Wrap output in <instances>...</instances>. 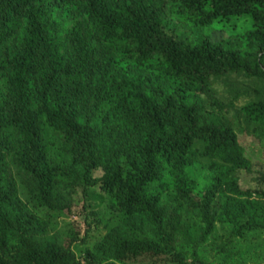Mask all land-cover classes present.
<instances>
[{
    "label": "trees",
    "instance_id": "1",
    "mask_svg": "<svg viewBox=\"0 0 264 264\" xmlns=\"http://www.w3.org/2000/svg\"><path fill=\"white\" fill-rule=\"evenodd\" d=\"M238 124L264 0H0V264H262ZM82 200L103 232L59 226Z\"/></svg>",
    "mask_w": 264,
    "mask_h": 264
},
{
    "label": "rangeland",
    "instance_id": "2",
    "mask_svg": "<svg viewBox=\"0 0 264 264\" xmlns=\"http://www.w3.org/2000/svg\"><path fill=\"white\" fill-rule=\"evenodd\" d=\"M245 24V23H244ZM223 30L220 29H214L210 32V37L212 39H218L222 36H225ZM242 101V99H241ZM243 124H238L236 126V131L238 133V138L240 143L245 149V152L247 156L251 160V169L250 170H242L239 173L240 176V184L244 189H264V128H257L256 133L253 132H247L246 130H239V127ZM193 175L198 178V188H201L205 182V176L203 173H200V171H192ZM102 174V171H96L95 175L100 176ZM92 206H95L93 203H91ZM91 206V207H92ZM83 207V200L81 202H78L74 206H72L71 210L68 211L65 217L59 218V226H62L61 228L67 230L68 221L73 222L74 227L76 230L81 231L85 229L86 227V219L87 214L90 216L88 221H91L93 219L94 222H90L92 226V232L97 230V227L100 228L99 232H103V228L101 225L98 224L95 221L96 220V214H91L92 208ZM96 208V206H95ZM66 220V221H65ZM65 221V223H64ZM62 222L64 223L62 225ZM62 241V239H61ZM79 252V251H78ZM79 256V253L77 254ZM262 264H264V259L262 260Z\"/></svg>",
    "mask_w": 264,
    "mask_h": 264
}]
</instances>
